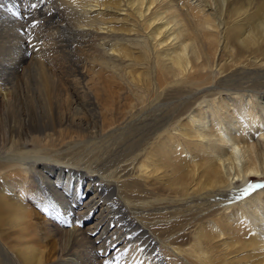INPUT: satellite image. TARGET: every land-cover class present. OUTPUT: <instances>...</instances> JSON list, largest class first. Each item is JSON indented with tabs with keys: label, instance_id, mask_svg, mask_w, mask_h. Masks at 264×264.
Instances as JSON below:
<instances>
[{
	"label": "bare ground",
	"instance_id": "bare-ground-1",
	"mask_svg": "<svg viewBox=\"0 0 264 264\" xmlns=\"http://www.w3.org/2000/svg\"><path fill=\"white\" fill-rule=\"evenodd\" d=\"M60 2L75 22L70 41L98 48L79 70L65 64L52 31L35 59L34 39L12 35L28 14L8 19L13 0H0L1 52L6 44L11 52L0 59V78L22 69L26 82L0 79V264H163L145 245L155 236L146 220H157L160 208L165 222L155 231L186 264H213L217 249L218 264H264V227L262 241H245L253 253L230 249L238 232L247 234L240 227L262 222L249 212L253 198L196 206V215L167 212L264 178L260 82L241 89L232 77L219 80L240 67L264 69V0ZM49 12L31 21L56 29L58 15ZM151 66L161 84L146 75ZM88 67L113 80L89 88ZM194 216L216 218L207 221L212 233L201 227L192 245L185 241L192 232L185 239L183 232Z\"/></svg>",
	"mask_w": 264,
	"mask_h": 264
},
{
	"label": "rangeland",
	"instance_id": "rangeland-1",
	"mask_svg": "<svg viewBox=\"0 0 264 264\" xmlns=\"http://www.w3.org/2000/svg\"><path fill=\"white\" fill-rule=\"evenodd\" d=\"M53 5H54V7H53ZM48 7L50 8V12L48 13L47 17H50L53 14L58 15L55 18V23L59 24V25H57L56 29L51 28L50 25L44 26V24H46V23L40 22L39 20L31 21V19H32L31 14L32 13H34V15L39 16L40 12L44 11L45 8L47 9ZM12 9H13L12 12H14V13H11V14H14V15L11 16V14H8V19H10L12 17L15 19L16 17H18L17 14H20L22 12L21 10H25V12L28 14L26 17H23L24 19L23 18H17V19H20V21H25L24 28L23 29L21 28L19 32L18 31L12 32V35H13L14 39L17 37V35L22 36V37H27L31 40L34 39L35 45H37V48H36L37 57L35 59H38L41 57V51L45 48V44L47 42L48 36L52 35V34H53L52 35L53 40L60 43L59 49H58V47L55 46L56 51L64 59L65 64L69 65V67L73 68L74 70H77V69L79 70L83 66V64L85 62H87L88 60L92 59V57L95 54H96V57H97V55H99L98 48L96 47L95 44L93 45V43H91V42L81 44L79 41H75L73 43L70 41L71 40L70 35L74 32V31H72V29L75 28V22H74V24H71L72 20H71V16L69 13V12H71V10L68 6H65L64 4L61 5L60 0H13V8ZM62 16L66 18V21L64 20V18ZM27 19H30V21ZM33 25H35V26L33 27ZM40 27H42V28H40ZM49 31H52V34ZM21 32H22V34H21ZM6 45H7V51H3V52H1L2 49L0 46V59H2V60L7 59L8 55L11 54V52H9V45L8 44H6ZM80 54H81V56H80ZM223 59L228 61V62L232 61L233 55L230 54V52H225L223 54ZM12 60L15 63L16 58L12 59ZM80 61H82L83 64H81ZM46 62L47 61H44V63H46ZM76 62L78 63V65ZM73 63H74V65H73ZM70 64H71V66H70ZM27 66H25V67H27ZM92 66H93L92 68H94L93 64H92ZM90 68L91 67H88V70H87V73L89 75V78L87 81L91 85L90 84L88 85L84 81V84L88 85L89 88L92 87V85L96 86L97 83L107 84L113 80L110 73H109L110 71H108L107 74H105V72L94 71L96 69H99L98 65H95L94 70H90ZM145 72H146V75L148 76V78H149V76L152 75V85L156 83V80L158 81L159 84H161V82H162L161 75H159L158 72L155 74L154 70L152 69V66L150 68L146 69ZM102 76H104V77H102ZM229 77H232V80H234L232 82H234V83L238 82L239 84H241V86H240L241 89H244V88L251 86L252 84L256 83L255 81L260 82V83H258L260 85V88L256 89L255 93L256 92L261 93V95L264 94V93H262V92H264V69H257V68L244 69V68L240 67L238 69L228 71L226 73V75L223 76L222 78H220L219 80L223 82L225 79H228ZM15 78H17L18 84H20V83L25 84L26 83L23 81L24 78H23V70L22 69H20L14 75H11V74L2 75V78H0V79L4 82H11ZM148 78L145 77L144 80H147ZM30 80H32V84H34L35 80L33 81V74H31ZM224 95L228 96L229 94L224 93ZM169 100H167L164 103L168 104ZM169 111H170V106H165L162 109V112L165 113V115L163 118L158 120V121H160V123L163 122V119L167 116V113ZM207 111L205 113H207ZM148 122L152 125L154 124V121L148 120ZM194 156H197V155H194ZM252 185H257V186L258 185H264V178L254 179L251 183L244 185V186H237V188H234L231 191H228V193H230V194H228V197H226V198H222V197L207 198L205 201L197 199V200H194L192 202V204H186V208H181V204H179L178 206H175V209H173V210L169 209L167 212H170V211L175 212V211H180L182 209L193 208V214L196 215L198 212V210L195 209L196 206H201L203 204H209L211 206H214L215 204H218V203L222 204V203H226V202L227 203L234 202V203L241 204L245 200H247L249 202V199L253 198V200L251 201V203H252L251 204V210L249 209V212L253 213V211H257L258 212V218L261 219L262 222H261V224H257V225L252 226L253 228H251V229H247L245 227H240V228H242L241 230L243 231V232L241 231V233L242 234L247 233V234L246 235L244 234V236L241 235L239 237L238 236L239 232H238L236 234V238L237 239L239 238V240H238L239 242H236L235 244L230 245L231 252L236 250V249H239V248L243 247V245H245L247 248L243 249L242 252L250 251L251 253H253L258 248H256L255 246H253L250 243L245 244V241L249 240L250 237L257 239L259 242L263 240L262 228L264 227V195L259 196L258 194L260 193V189L264 188V187H255L253 189L251 187ZM257 195L259 197H256ZM163 199H165V201H163L161 203H165L166 201H168L167 194L165 195V198H163ZM257 205H260V206L256 207ZM158 210H163V208H160V209L153 211V214L156 215L157 220L153 221L151 216H150V213H149V216H150L149 219L146 220L147 229H148L149 233L155 235L154 237L149 239L147 243H145L146 247H148V249H147L148 251L146 253H150V255H151V256L148 255V257L150 256L151 258H153L155 255L156 256L160 255V257L162 258L161 260H163V264H169V263L170 264H186L184 261V259H185L184 257L175 256V255H173V253L171 254V252L167 249L168 242L165 240L164 237H162L159 233H157L155 231V229L162 227L164 222H165L164 217H159V216H161V214L158 212ZM211 210H212V208L210 207L209 211H211ZM232 213H234V212L232 211ZM163 214H165V211L163 212ZM180 215H181L180 213H177L175 216L176 222L179 225L178 230H180L181 224H182V219L180 218ZM213 218H216V217H213ZM213 218H208V219H204L202 221H198L197 216H194L193 228H191L189 223H188V225H186V227L184 228V232H183V239H185L188 236L193 234L189 239H186L185 241L186 242L190 241L193 238L192 245H194L196 243V240H195L196 235H194V233L197 234V232L200 231L202 228H206L205 230L202 229L206 235H209L210 233H212V231L207 230L209 228V222H207V221L209 219H213ZM249 223H251V221H249ZM191 232H192V234H191ZM156 236L159 238V240L157 239ZM227 239L230 242L233 241L229 237L228 232H227ZM146 240H147L146 236L141 237V242L146 241ZM180 248H182V247L180 246ZM222 253L223 252H221V249H217L215 252L212 251L211 254H209V256L212 259L217 258L216 260H214L213 264H218L217 261L223 257ZM180 257H182V258H180ZM241 257L242 256L238 257V259ZM246 261H247L246 259L236 260V262L234 264H243ZM193 264H197L196 258L194 259Z\"/></svg>",
	"mask_w": 264,
	"mask_h": 264
},
{
	"label": "snow or ice",
	"instance_id": "snow-or-ice-1",
	"mask_svg": "<svg viewBox=\"0 0 264 264\" xmlns=\"http://www.w3.org/2000/svg\"><path fill=\"white\" fill-rule=\"evenodd\" d=\"M34 26H35V25H33V27H34ZM251 187L254 189L255 187H264V185H258V186H257V185H252Z\"/></svg>",
	"mask_w": 264,
	"mask_h": 264
}]
</instances>
